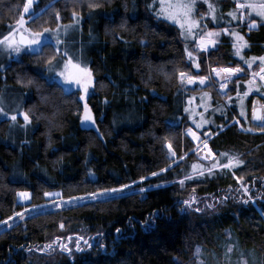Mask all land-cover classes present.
Segmentation results:
<instances>
[{
	"label": "trees",
	"instance_id": "trees-1",
	"mask_svg": "<svg viewBox=\"0 0 264 264\" xmlns=\"http://www.w3.org/2000/svg\"><path fill=\"white\" fill-rule=\"evenodd\" d=\"M34 1L38 18L25 16L34 31L74 23V11L83 18L94 76L87 103L96 124L81 121L80 89L62 91L66 87L48 77L47 61L60 59L53 43L7 66L0 61V94L12 90L31 119L27 133L0 120V221L24 211L18 201L22 192L30 194L28 208H35L51 202L45 193L60 191L61 199H73L130 187L123 196L26 216L0 232V264H30L34 255L38 264H264V130L251 119L253 103L264 104L259 94L249 99L247 118L233 104L217 126L199 133L217 159L228 153L244 163L233 171L215 170L212 178L179 183L190 163L201 158L187 134L196 131L185 113L184 93L209 90L220 100L209 81L186 90L180 73L208 76L211 68L243 67L240 79L228 84L224 96L229 97L259 71L258 63L252 70L242 66L224 39L208 57L198 53L197 71L179 30L154 17L151 0ZM25 3L0 0V37ZM257 21L259 27L251 31L246 22L240 28L250 44L247 56L264 55V23ZM79 237L82 250L77 251ZM226 244L232 252L226 253Z\"/></svg>",
	"mask_w": 264,
	"mask_h": 264
},
{
	"label": "snow or ice",
	"instance_id": "snow-or-ice-1",
	"mask_svg": "<svg viewBox=\"0 0 264 264\" xmlns=\"http://www.w3.org/2000/svg\"><path fill=\"white\" fill-rule=\"evenodd\" d=\"M197 0H151L148 4V7L152 10L154 17L157 20H162L166 22H171L173 25H178L181 30V35L184 36L186 39L188 37L195 38L199 36V39L196 40L197 47L201 51H208L209 46L215 47L218 43V38L224 35H230L234 42L232 47L235 49V55L240 58L241 61L246 65L248 70H252L253 65L258 63L259 71H252L251 78L247 81V90L241 93L240 91L236 92V99L239 101L241 111L239 113L240 116H246L245 110V99L249 97L253 93H257L260 95L261 99H264V56L261 57H251L250 59H245L242 55L244 49L249 48V44L245 40V37L241 35L238 31H235L231 28V22H229V27L223 28L221 31H206L207 24L204 23L205 17L201 16L200 19L195 18V7H196ZM203 3L208 5L209 12L208 14L211 16L212 21L216 20L215 15V7L213 4L209 3V0H202ZM235 9L230 11L227 15L231 17L232 21H239L241 24L247 23V27L249 31L258 27L257 18H259L260 22L264 23V0H234ZM33 6V0H26V3L23 6V11L19 16V19L16 20L15 26H9L10 30L7 35H3L0 38V48L7 51L8 53H16L19 55L22 51H27L32 54H36L38 52H42L45 47H48V44H45L44 41L48 36H55L56 40V49L55 51L57 54L60 53L59 45L63 43L59 39V31L60 26L57 27L56 30H52L50 28H43L42 31H32L25 27L26 19L25 14H29L32 16L33 20L38 18L31 10ZM89 8H96L99 5L89 3ZM56 19L59 20L60 16L57 13ZM73 19L75 24H79V14L75 11L73 12ZM73 25H66L63 26V31L67 34L69 28H72ZM24 33H28L27 36ZM17 34H19V39H16ZM187 55L190 60L193 61L194 66L199 69L200 63L195 60L193 57V52L188 51L187 47L185 48ZM63 57L65 58L62 61V68L60 71H55L56 68L61 67V62L53 63L56 59L55 56L48 60L47 63L49 65V71L55 72L57 77L61 78L62 85H76L78 88L83 92V95L79 96L80 101H84L83 104V113L81 116V121L83 124L91 127L95 126L96 121L93 117L92 110L89 108L87 103V98L89 97V90L93 89L94 92V76L92 69L86 65H84L80 61H74L73 57L68 54L65 50L63 52ZM245 72L243 67H221V68H211L208 76H188L187 83L195 84L197 81L199 84L204 85L206 81L210 80L212 74H215V77L219 78L220 81V89L224 90L227 88L229 83L234 82V79L238 81L240 77ZM257 80L259 83H257ZM180 81L183 84L185 82V73H180ZM32 81H28V84H31ZM62 91L67 92V88H61ZM227 95V92L224 93ZM208 94L205 93V96ZM204 99L203 97L201 98ZM229 102H232V97L229 96ZM104 103H108L107 100ZM188 111V109H185ZM0 115H3L6 118L11 119V121H17V115L23 117L24 124L22 127H27L31 123L30 116L27 112H18L17 114H13L9 117L8 113L4 111L2 107H0ZM202 123H197L195 126L197 129L202 127L203 123H207L208 121L203 120ZM251 119L253 121H258L261 130H264V104H261L259 101L253 103L252 111H251ZM236 123H240V121H235ZM195 123V121H194ZM220 130H223V126H218ZM251 131V129H247ZM97 132L99 129L97 128ZM188 134H190L193 140H200V137L196 135L192 129H188ZM203 135L207 136V133H203ZM203 147L207 149L203 159H211L212 163L210 167L207 169L209 175L213 174L215 170L218 169H232L240 167L244 162L238 157L233 156L228 153H219V157L222 159H226V163H221L219 159L216 158V154L212 152L211 149L208 148L207 140H203ZM169 151L171 156H175L176 153L171 150V144L168 145ZM199 147V146H198ZM198 154V152H197ZM183 159V157H182ZM198 165L193 164L192 168L195 170L197 169ZM168 169H161V172L167 171ZM205 174L204 170L201 169L199 172L200 176ZM160 173L153 172L152 176H158ZM142 180L145 178H141ZM193 179L192 175H186L184 180H180L179 183L181 186L184 185L185 180ZM130 185H124L123 188L120 189H111L107 190L112 193L122 192L124 188H128ZM159 187V185H157ZM245 193H247L248 189H244ZM141 192L145 191V189H140ZM105 193H91V198L95 199L100 195H104ZM23 199L27 200L30 199V194L27 192L19 193L18 194ZM60 196V193H45V196ZM83 199V198H79ZM224 199H227L225 197ZM251 197H249V200ZM244 203H248V200H244ZM185 205L190 206L189 201H183ZM214 205H208V207H213ZM34 210V209H33ZM29 211V209H25V212ZM199 211V209H197ZM25 213L18 212L16 216L20 219L24 218ZM13 217H9L8 220H12ZM8 220L0 221V224L9 225ZM64 225L61 224V228ZM117 233H120L121 230L119 228L116 229ZM71 240V237H69ZM83 240V237H79L76 241V249L77 251L82 250L80 248V241ZM84 244L87 245L89 248L91 245L88 243L87 240H84ZM61 249L71 253L72 249L68 248L66 245H60ZM233 248L229 247L228 252H232ZM201 249L198 247L196 249V253L199 254ZM202 264V262H201ZM242 264H246V261L242 262Z\"/></svg>",
	"mask_w": 264,
	"mask_h": 264
},
{
	"label": "rangeland",
	"instance_id": "rangeland-1",
	"mask_svg": "<svg viewBox=\"0 0 264 264\" xmlns=\"http://www.w3.org/2000/svg\"><path fill=\"white\" fill-rule=\"evenodd\" d=\"M209 3L213 4L215 7V15H216L215 21H212L211 16L208 14V12H209L208 5L206 3H203L202 0H197L196 7H195V18L199 20L201 16L205 17L204 23L207 24V29H205L206 31H221L223 28L229 27V22H231V28L235 31H238L241 35H243L240 32V28H242L245 23L241 24L238 20L232 21L231 17L227 15L230 11H233L235 9L234 0H209ZM34 4H35V1L33 0V6H32V10H31L32 12L34 11ZM201 8H203V9H201ZM198 13H200L201 15L198 16ZM25 16L29 17L31 15L25 14ZM257 19L259 20V18H257ZM82 21H83V18L80 17L79 24H75V23L66 24V25H73L72 28H69L67 34H65V32L63 31V26H66V25L60 26L59 39L61 41H63V43H61L58 46L60 49L59 62H61V67L56 68L55 71H60L62 68V61L65 59L63 57V52L65 50L68 52V54L70 56L73 57L74 61H80L84 65L89 67V64L91 61V59L89 57V51L92 47H91V44L86 43V41H87L86 37L87 36L83 33ZM15 23L16 22L12 23L11 26H15ZM169 23H171V22H169ZM257 23H258V27H259V24H260L259 21H257ZM174 26L179 30L180 35H181V30H180L179 26L178 25H174ZM25 27L32 30L30 27H28L26 25H25ZM9 30H10V28L7 27V29L4 31V33L2 34V36L0 38H2L3 35H7ZM32 31H34V30H32ZM24 34L28 35V33H24ZM46 37L47 38L45 39L44 43L51 42L57 47L56 42H55V40H56L55 36H48L46 34ZM181 38H182V41L184 44V49L187 47L188 51H192L193 57L195 58V60L197 62H199V59H200L198 53H203L208 57L211 50H213L216 47H220L222 41L224 39H227L231 43V47L229 48V51L232 52L233 56L239 62H242V66L247 68L246 65L243 63V61H241L240 58L235 55V49L232 47L234 39L230 35L222 34L218 38L217 45L215 47L209 46L208 51H201L197 47L196 40L199 39V36H196L195 38L188 37L186 39L184 36L181 35ZM16 39H19L18 34L16 36ZM245 40L248 43V40L246 39V37H245ZM249 46H250V44H249ZM249 48L244 49L242 52V55L245 57V59H250L251 57H259L257 55H248L247 56L246 51ZM227 50H228V48H226V51ZM31 54L32 53H30V52L22 51L19 55H17L16 53H8L7 51L0 48V61L2 63V66L3 65L7 66L11 62L20 61L24 56L31 55ZM186 55H187V52H186ZM187 57H188V55H187ZM229 58H230V56H229ZM188 59H189V57H188ZM189 61L193 64L192 60L189 59ZM194 69L199 71L201 69V65H200L199 69H197L194 66ZM208 75H209V72H208ZM188 76H190V75L185 74V82L183 84L181 83L182 86H184V88L186 90L188 89V87H187V77ZM48 77H52V79L57 80L59 83H61V78L57 77L55 75V72H50ZM212 77L213 78H211L208 81L210 84L214 85L215 89L220 94V100L219 101L218 100L215 101L213 93L209 90L193 91V92H189V93H184V95L187 98V108L186 109H188V111H186L185 113L187 114V116L191 120V122L193 123L194 129L196 131L195 133L197 136H199V133H202L205 129L217 126L218 125L217 118L221 115L226 116L227 111H230L231 106L233 104L237 105L239 113L241 111L239 101L236 99V94L231 96L233 99H232V102H229V99H228L229 97L224 96L225 95L224 93L228 91V86L226 89L221 90L219 78L215 77L214 73L212 74ZM64 86L69 90H79L78 86H76V85H71V86L64 85ZM196 86H199V85L197 84ZM246 90H247V82L241 83L239 85L238 91L243 93ZM205 93H207L208 95L205 96ZM255 94H257V93H253L245 99L246 116L243 118H247L248 104H249L248 101L251 98V96H253ZM202 97L204 98L203 100L201 99ZM182 100H184V96L181 97V101ZM16 101H18V99L13 95L12 90H8L6 93L4 92V93L0 94V107H2L4 109V111L8 113L9 117L13 114H17L18 112H23V111H21V109H22V107L20 106L21 103L20 102L17 103ZM202 117H203V120H206L208 122L203 123L202 127L200 129H197L195 125L197 123H202V119H201ZM241 118H242V116H241ZM4 119H8L11 121V119L6 118L3 115H0V120H4ZM19 120H23V117L20 115H17V121L16 122L11 121L12 126L13 125L15 126L14 129L16 131L19 130V127H21V129L23 131L19 130V132L27 133L29 131V125H27L28 126V130H27V127H22V125H18ZM194 121H195V123H194ZM187 134H188V131H187ZM188 135L192 138V136L190 134H188ZM193 141L197 144V146H199L200 150H198V151H199V155L201 157L202 154L206 153L207 149H204L201 137H200V140H193ZM233 156H236V155H233ZM198 160L201 161V158ZM219 160L221 163L227 162L226 159L219 158ZM200 161L190 163L188 170H186L184 172L185 176L186 175H192L193 176V179H189V180H203L205 178H212L217 174L215 171L211 175H209L207 172V169L210 167V165L212 163L211 159L210 160L204 159L205 163L200 162ZM193 164L198 165L197 169L194 170L192 168ZM201 169L204 170V172H205V174L203 176L199 175V172L201 171ZM229 170L233 171L234 168L229 169ZM236 179L238 182H240L242 184V181L240 180V178L237 177ZM148 189H150V188H148ZM128 192H129L128 190L122 191V192H117V193L107 192L104 195H100L95 199H93L91 197H78V198H73V199H61V192L55 191V192H51V193L52 194L60 193V196H55V195L47 196V198L51 202L44 204V205H41L39 207H35V208H28L29 199L25 200L19 196L18 201H19V204L22 205L25 209L26 208L29 209V211H27V212H25V209L23 212H21V213H25L24 214V218H25L26 216L35 215L37 213L47 212V211H51V210H58V209H62V208H68V207H72V206H75V205H78V204H81L84 202H88V201L107 199V198L115 197V196H123L124 194H126ZM79 198H83V199H79ZM21 220L22 219H20L19 217L14 216L12 220H8V223L12 227L13 225L20 222ZM11 227H8L7 225L0 224V232L7 230V229H10ZM225 249H226V253H230V252H228V244H226ZM200 253H202V249H201ZM200 253L198 254L199 257H201ZM199 260H200V258H199ZM30 264H38L37 255H34L33 259L31 258ZM223 264H229V263L227 261H224Z\"/></svg>",
	"mask_w": 264,
	"mask_h": 264
},
{
	"label": "water",
	"instance_id": "water-1",
	"mask_svg": "<svg viewBox=\"0 0 264 264\" xmlns=\"http://www.w3.org/2000/svg\"><path fill=\"white\" fill-rule=\"evenodd\" d=\"M25 35V34H24ZM26 36V35H25ZM18 38H19V36H18ZM196 84L197 83H195V84H189V83H187V85L190 87V88H194L195 86H196ZM201 85V84H200ZM203 86V85H202ZM255 123H259L258 121H254ZM202 157H204V155L202 156ZM207 160V159H206Z\"/></svg>",
	"mask_w": 264,
	"mask_h": 264
},
{
	"label": "crops",
	"instance_id": "crops-1",
	"mask_svg": "<svg viewBox=\"0 0 264 264\" xmlns=\"http://www.w3.org/2000/svg\"><path fill=\"white\" fill-rule=\"evenodd\" d=\"M257 63H259V62H257ZM257 63H256V64H257ZM256 64H254L253 66H255ZM258 68H259V67H257V69H258ZM257 83H259V81H258V80H257Z\"/></svg>",
	"mask_w": 264,
	"mask_h": 264
},
{
	"label": "flooded vegetation",
	"instance_id": "flooded-vegetation-1",
	"mask_svg": "<svg viewBox=\"0 0 264 264\" xmlns=\"http://www.w3.org/2000/svg\"><path fill=\"white\" fill-rule=\"evenodd\" d=\"M3 72V71H2Z\"/></svg>",
	"mask_w": 264,
	"mask_h": 264
}]
</instances>
